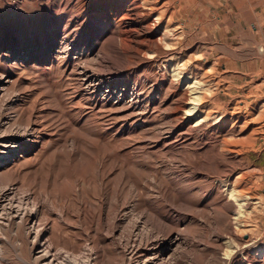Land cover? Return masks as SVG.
<instances>
[{"label": "rangeland", "instance_id": "rangeland-1", "mask_svg": "<svg viewBox=\"0 0 264 264\" xmlns=\"http://www.w3.org/2000/svg\"><path fill=\"white\" fill-rule=\"evenodd\" d=\"M74 63L76 80L68 73ZM86 74L101 82L91 92ZM0 75L29 90L18 103L25 110L36 104L46 110L45 145L12 165L23 178L44 180L51 173L74 183L60 147L75 137L77 160L104 157L113 183L125 171L126 212L170 216L168 228L191 237L197 250L208 248L209 257L216 249L218 264H264V0H0ZM12 112L6 106L4 115ZM86 132L95 142L90 147ZM68 183L58 191L71 201L72 224L57 226L56 239L67 249L81 242L116 251L103 233L104 239L94 233L95 213L77 222L79 200L98 192L84 190L77 198ZM235 189L241 201L231 196ZM177 201L182 214H173ZM213 201H230L232 208L208 218ZM84 227L92 228L94 242L86 241ZM3 234L12 236L6 226ZM5 246L3 264H22ZM22 251L28 256L30 246ZM190 255L195 264L202 258L200 251Z\"/></svg>", "mask_w": 264, "mask_h": 264}, {"label": "bare ground", "instance_id": "bare-ground-1", "mask_svg": "<svg viewBox=\"0 0 264 264\" xmlns=\"http://www.w3.org/2000/svg\"><path fill=\"white\" fill-rule=\"evenodd\" d=\"M145 37L149 36L144 34L142 38ZM138 45L137 47L135 46L136 52L141 50V45ZM51 50L54 51L55 49L52 48ZM34 51L35 55L39 52L37 48H35ZM64 53H68L69 55V52ZM8 60H12L10 56H8ZM79 71L75 63L68 67L69 76L75 80L80 74ZM85 76L84 85H86L88 90H95L98 84H101V82L97 83V79L94 75L91 76L86 74ZM105 88L106 92L111 91L109 85ZM28 91L27 88L23 87L21 82H13L10 76L0 75V231L2 232V228L6 226L12 232L11 238H8L4 234L0 235V264L7 261L5 244L11 247V250L22 264H193L194 261L191 259L190 255L192 251H200L202 258L199 263L196 262L198 264H218L220 262L219 254L216 249L214 250V254L209 257L208 248L197 250L194 240H192L191 237L186 235L183 237L182 232L172 228L169 229L168 222L170 221V216L164 217L162 215L163 217H160L157 215V219H155L153 214L151 215V212L149 213L147 211L138 212L139 214L137 215H133L134 209L131 213L126 212L125 205L128 201L126 202L124 195L126 185L124 180L125 171L121 170V172L117 173L116 175L120 178L117 177V182L113 183V179H115L113 177L114 170L113 168L105 167L104 157L102 158L100 156L96 158L95 154L90 153L89 156L81 161L77 160L76 153L78 151V141L75 137L67 138L60 147L67 156V172L71 171L75 176L74 183L71 184L65 180L58 181L51 173H48V176L44 180H38L35 177L31 179L23 178L22 169L20 170L17 167L12 168V165L20 158L34 154L38 146L41 144L45 145V136H49L43 121V116L46 111L45 107L36 104L31 110H25L21 104H18L20 98L26 96ZM89 92H91V90ZM6 106L12 107V114L4 115ZM195 109L196 105L193 107V110ZM235 112H233V114H235ZM12 121H15L14 125H11ZM85 134V137L89 138V143L86 147L92 146L93 143L95 144V142H92V138H90L91 134L89 132ZM16 139H22L24 143H20ZM53 147L54 145H52V148ZM57 151L58 149L51 150L45 157L46 161L54 159ZM100 151L102 150L100 149ZM225 151L236 155L240 153L238 150H230V148L229 150L225 149ZM99 155H101V153ZM205 159L204 163H210V158ZM79 166L81 167L80 169ZM88 174H90L89 177H87ZM67 183L71 184L70 191L72 194H75L77 198L82 195L84 190H88L87 192H98V196H94L95 199L85 197L87 199L81 198L79 200V206L76 212L77 222H81L82 219L84 220V216H91L95 213L96 229L94 233L96 236L98 233L100 234V232L103 233L106 239L112 241L116 251L109 252L104 246H98L96 243L92 246H82L81 242H79L77 246L75 245V247L67 249L63 247L64 244L61 245L58 239H56L55 234L57 233H54V230L57 226L60 227L63 225L62 227H64V225L72 224L69 208L66 207L71 201L67 196L63 198L58 191L60 186ZM235 191L237 193L231 192V196L241 201L239 196L242 195V192L236 189ZM68 196L70 195L68 194ZM178 201L188 206L186 202L189 201L183 199V197ZM179 202L175 204L178 206L177 208L172 207L173 214H182L183 208L180 207ZM229 202L230 201L223 205L216 204L214 201L213 203L211 202V204L207 206L209 209L207 212L208 216L206 215L207 213H205V215L208 218L214 217L215 219V217L225 214L226 211L232 208ZM241 207L242 205L240 204L238 214L241 212ZM193 211L198 218L205 216L202 214L204 210L195 209ZM83 226L84 225L81 226L82 230ZM13 227L16 229L13 230ZM62 229L59 230V236L67 235L65 230ZM56 232L58 231L56 230ZM92 232L91 227H84L83 233L86 234V241H92L93 239L92 242H94L95 236H92ZM83 233L81 235L77 233L75 239H81L80 236H82ZM100 235L102 236V234ZM105 237L102 236L103 239ZM82 240H84V238ZM77 242L78 240L75 241V243ZM206 243H208V241ZM26 244L30 246L28 256H24L22 251V245ZM255 244L256 242L254 241L251 245L253 246ZM236 246L238 248L239 245L236 244ZM146 250H148V252L145 255H141ZM230 252L226 255L229 256V254H231ZM263 253L264 247L261 248V254Z\"/></svg>", "mask_w": 264, "mask_h": 264}]
</instances>
